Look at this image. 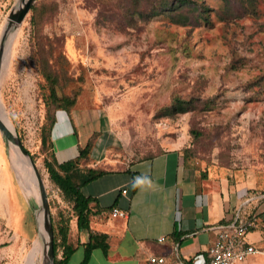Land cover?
Instances as JSON below:
<instances>
[{
	"label": "rangeland",
	"instance_id": "1",
	"mask_svg": "<svg viewBox=\"0 0 264 264\" xmlns=\"http://www.w3.org/2000/svg\"><path fill=\"white\" fill-rule=\"evenodd\" d=\"M0 1L1 32L16 0ZM192 1L209 11L207 19L184 21L193 25L189 27L174 23L169 13L142 19L138 9L147 11L146 0H35L31 8L36 7L37 22L32 23L28 11L16 30L1 63L2 104L16 136L33 156L47 194L50 220L58 225L68 221L70 243L76 239L71 204L49 182L43 167V159L52 157L48 143L41 146L40 138L47 133L43 126L54 105L46 106L49 86L39 57L46 58L58 80L56 94L77 95L72 117L79 144L84 146L98 133L88 159L78 160L77 137L71 135L65 114L57 113L55 153H65V162L75 163L79 170L75 181L95 168L122 170L177 148L185 164L201 177L200 184L216 192L224 183L244 182L256 193L255 200H262L264 0L251 4L248 0ZM178 98L185 105L167 114L164 108ZM2 145L6 148L0 134ZM5 171L0 147L3 192L9 187ZM11 190L5 192L7 197ZM38 194L36 189L28 196L35 213L40 206ZM10 200L17 205L13 211L18 209V221L13 220L11 227L17 233L4 262L0 253V264H21L32 246L35 219L19 195ZM6 237L4 232L0 241ZM245 239L262 253L247 262L264 258V232H249ZM35 241L40 264L41 243ZM18 243L29 248L17 253ZM55 250L59 257L61 248ZM81 254L79 250L68 264H76Z\"/></svg>",
	"mask_w": 264,
	"mask_h": 264
},
{
	"label": "crops",
	"instance_id": "2",
	"mask_svg": "<svg viewBox=\"0 0 264 264\" xmlns=\"http://www.w3.org/2000/svg\"><path fill=\"white\" fill-rule=\"evenodd\" d=\"M68 123L71 135L77 137L78 154L77 146L81 145L77 133H74L77 128L74 130L69 120ZM53 131L51 139L54 156L60 164L66 161V157L65 153L62 155H59V151L55 153ZM0 147L5 156V172L9 181L8 190L5 192L9 193L11 188L14 191L12 193L11 190L8 197L5 192L0 191V237L4 232L8 234V237L0 241V253L3 255L1 261L4 262V256L10 253L8 246L17 233L15 227L11 229L13 220L16 223L18 221L16 215L18 209L13 211L17 205L12 204L13 200L9 199H15V196L19 195L26 207L32 210L19 187L5 147L3 145ZM127 175L130 177L129 180L124 178ZM137 178L146 182L134 186ZM198 180H201V177L192 167L185 164L180 150L174 148L164 150L151 159L136 162L122 170L108 171L84 185L81 188L83 195L94 198L103 210L91 218L90 228L94 233L104 236L101 244L105 247V250L94 249L87 264H204L207 251L214 242L219 227L232 222L237 210L241 216L253 212L257 216V226L253 231L264 232V195H260L262 200H255L256 193L251 192L245 183L240 181L224 183L214 192L210 186L200 184ZM123 190L126 193H123ZM111 206L118 210L115 217L109 209ZM74 231L76 239L72 244L76 250L70 260L81 250L82 254L76 263L79 264L84 251L78 244L86 241L87 234L79 233L76 225ZM35 238L36 233L31 244ZM160 238L164 240L159 242ZM17 246V253L22 250L25 252L29 248L24 243L22 245L18 243ZM150 258H161L163 262L150 263ZM247 264H264V258Z\"/></svg>",
	"mask_w": 264,
	"mask_h": 264
},
{
	"label": "trees",
	"instance_id": "3",
	"mask_svg": "<svg viewBox=\"0 0 264 264\" xmlns=\"http://www.w3.org/2000/svg\"><path fill=\"white\" fill-rule=\"evenodd\" d=\"M252 1L253 0H248L250 4L252 3ZM146 3L148 8L146 12H143L137 8L139 11L138 16H140L142 19L152 17L158 12H163L167 14L169 13L168 15L171 20L177 21L174 23H181V25L189 27L193 25L188 23L191 21L188 19H195L196 17H202V19H207L206 14L207 11H209V9L203 4H193L192 0H146ZM190 7L191 10L189 12ZM29 11L32 12V23L37 22L36 19H34L36 7L33 6L32 8H30ZM187 12H189V14ZM184 21L188 22L186 23ZM39 56H41V53L39 54ZM39 61H41V64L44 67L43 76L49 86L46 106L48 107L50 104L54 105L52 113L50 115H47L46 127L43 126V130H45V132L47 133H43L40 138L41 146H44L46 143H48L52 157V160H49L47 158L43 159V167L46 170L49 182L60 191L63 199L71 204V209L75 218V225L77 231L79 233L83 232L87 234L86 241L82 244H78L83 248L84 251L83 258L79 264H87L91 252L94 249L101 248L102 250H105V247L101 244V241L104 240V236H102L101 234L94 233L90 228L91 218L95 216L98 212H101L103 210L98 206V203L94 198L86 197L85 195H83L81 188L84 185L106 174L108 171L113 170L95 168L93 170V173L91 172L88 175H81L79 179L80 181H75V178L79 175V170L74 165L75 163L73 161L63 162L60 164L57 163L54 156L53 142L51 139L52 130L57 122L58 112H63L67 119L70 121L71 125L73 126V129H76L72 114L77 103V95L74 94L70 96H58L55 90L56 86H58V80L56 76L50 72L46 58L39 57ZM182 105H185V101L178 98L173 101V105L164 108V110L167 111V114L172 115L173 112L171 111L173 109H177V107ZM97 135L98 133H93L88 138L84 146H77L78 160L85 161L88 159L89 152L93 146V141L95 140ZM160 153L161 152H159L158 154ZM155 155L146 157L142 160L151 159ZM31 157L33 158L32 155ZM113 208L114 207L111 206L109 208L110 211H112ZM67 222L68 221H65V224L60 223L58 225L57 223H54L51 219V225L53 230V250L55 256L54 264H67L72 254L76 250V247L68 241ZM57 246L61 248V253L59 257H56L55 255V248Z\"/></svg>",
	"mask_w": 264,
	"mask_h": 264
},
{
	"label": "water",
	"instance_id": "4",
	"mask_svg": "<svg viewBox=\"0 0 264 264\" xmlns=\"http://www.w3.org/2000/svg\"><path fill=\"white\" fill-rule=\"evenodd\" d=\"M35 2V0H16V2L14 3V5L11 8V11L1 29L0 32V72H1V63H2V57H3V53H4V45H5V39L6 36L9 34H12L13 32H15L16 29L19 28V26L21 25L24 17L26 16L27 12L30 10L32 4ZM0 134L3 137L4 140V144L6 146V148L9 147L10 149V145H14L16 147H18V149L20 150V152L28 158L31 166L33 167V169L35 170V175L37 177V182H38V192H39V209L37 211V213H35V208L34 206L31 204L28 196L25 194V192L23 191V188L20 185V182L18 180V177L16 176L17 182L19 184V187L21 188V190L23 191V194L25 196V198L27 199V201L30 203L31 205V210L35 219V230H36V238L35 240H39L42 241L43 246H44V250L41 256V264H54V250H53V230H52V226H51V220H50V212H49V204H48V199H47V194L45 191V187L43 184V181L39 175L38 170L36 169L35 163L32 160V158L30 157V155L28 154V152L24 149L20 139L16 136L15 131L11 132L1 121H0ZM6 150V155L7 158L11 164V160L8 157V151ZM11 151V150H10ZM16 175V173H15ZM42 211L43 214V229L47 235V242L44 243L43 239L41 237L40 231H39V226H38V214Z\"/></svg>",
	"mask_w": 264,
	"mask_h": 264
},
{
	"label": "built area",
	"instance_id": "5",
	"mask_svg": "<svg viewBox=\"0 0 264 264\" xmlns=\"http://www.w3.org/2000/svg\"><path fill=\"white\" fill-rule=\"evenodd\" d=\"M111 214L117 216L118 210L113 208ZM256 226L257 216L254 213L241 216L237 210L232 222L219 227L215 240L207 251L204 264H244L249 257L261 253L245 239ZM163 240L160 238L159 242ZM149 262L162 263L163 259L150 258Z\"/></svg>",
	"mask_w": 264,
	"mask_h": 264
},
{
	"label": "bare ground",
	"instance_id": "6",
	"mask_svg": "<svg viewBox=\"0 0 264 264\" xmlns=\"http://www.w3.org/2000/svg\"><path fill=\"white\" fill-rule=\"evenodd\" d=\"M17 30V29H16ZM15 30V32H16ZM15 32L12 34H9L6 36L5 39V45H4V53L2 60L4 58V55L6 54L7 50L9 49L12 39L14 37ZM0 121L11 131L13 132V127L10 124V121L7 118L6 112L4 110V106L2 104L1 100V93H0ZM10 158L12 162V169L21 178V181L16 173V176L18 177V180L20 182L21 187L23 188V191L27 196L32 195V191L37 189L38 192V182H37V177L35 175V170L31 166L29 160L27 157H25L18 147L14 145H10ZM14 166V167H13ZM37 169V168H36ZM16 170V171H15ZM37 199L39 201V194L37 196ZM38 226H39V231L41 234V237L43 239V242H47V235L43 229V214L42 211L38 214ZM41 243V248H42V253L44 250V246L42 241ZM42 256V254H41ZM21 264H39L38 262V247H37V241H34L32 243V246L29 248V250L26 252V254L22 257ZM41 264V260H40Z\"/></svg>",
	"mask_w": 264,
	"mask_h": 264
},
{
	"label": "clouds",
	"instance_id": "7",
	"mask_svg": "<svg viewBox=\"0 0 264 264\" xmlns=\"http://www.w3.org/2000/svg\"><path fill=\"white\" fill-rule=\"evenodd\" d=\"M145 182H146L145 180L137 178V180H136V184H135L134 186H136V185H142V184H144Z\"/></svg>",
	"mask_w": 264,
	"mask_h": 264
}]
</instances>
